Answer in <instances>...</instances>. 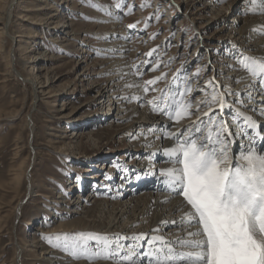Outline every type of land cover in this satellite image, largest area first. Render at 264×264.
I'll return each mask as SVG.
<instances>
[{
	"label": "rangeland",
	"instance_id": "rangeland-1",
	"mask_svg": "<svg viewBox=\"0 0 264 264\" xmlns=\"http://www.w3.org/2000/svg\"><path fill=\"white\" fill-rule=\"evenodd\" d=\"M201 1L122 0L118 9L121 0H0V264H120L130 249H117V243L136 249V264H149L144 255L151 251L148 238H133L147 232L152 215L133 212L135 203L129 200L150 201L167 193L180 197L163 189L161 170L172 164L161 157L162 151L168 142L177 143L165 138L167 133L183 131L207 111L201 106L196 112V105L211 98L214 85L215 94L232 109L223 114L214 105L211 115L227 122L234 145L246 139L233 106H243L252 91H244L250 88L244 85L236 95L230 70L236 66L245 74L242 83L253 80L240 61L253 58L245 55L246 45L256 50L260 36L240 44L239 31L245 19L257 21L259 14L246 13V0H208L209 6L198 11ZM218 5L222 18L212 20ZM129 7L131 14H126ZM112 42L119 45L107 49ZM34 52H43L44 58L32 71L35 63L27 61ZM118 74L124 78L118 80ZM160 76L164 78L146 93V81ZM127 82L133 85L129 97L134 102L122 95ZM185 82L192 91L182 99L191 101L195 115L175 124L153 112L150 100L164 105L165 95L178 93ZM113 84H118L116 91ZM116 101L133 104L145 116L130 120L132 129H121L128 119L116 117ZM60 113L65 117L58 118ZM202 120L206 135L209 120ZM145 121L152 122L147 131ZM121 193L125 195L119 197ZM115 201L123 204L124 216L112 211ZM79 234L107 237L119 255L73 259L53 246L55 240L45 239Z\"/></svg>",
	"mask_w": 264,
	"mask_h": 264
},
{
	"label": "snow or ice",
	"instance_id": "snow-or-ice-1",
	"mask_svg": "<svg viewBox=\"0 0 264 264\" xmlns=\"http://www.w3.org/2000/svg\"><path fill=\"white\" fill-rule=\"evenodd\" d=\"M255 3L253 0V6ZM116 7H123L122 0ZM126 14H131L130 7ZM240 64L254 80L264 83V61L243 57ZM163 78L146 81L144 91L147 93L149 85H155ZM213 88L211 98L196 105V112H200L201 106L207 108L202 114L209 120L207 134L204 135V127L201 126L204 121L197 116L183 131L166 135L165 138L177 141L175 147L165 150L167 162L174 167L161 171L164 183L176 195L182 196L189 206L182 222L197 228L188 236L198 239L179 243L180 248L190 249L187 252H177L163 238L147 240L151 251L144 255L149 258V264H264V154L258 152L254 144L238 155L231 152L234 134L227 122L209 115L214 112V105H218L222 113L226 103L223 96L215 94L214 85ZM191 91L185 82V87L178 93L165 95L168 102L164 105L151 100L149 104L153 106L154 113L166 115L175 124H180L183 119L196 114L191 110V101L182 99ZM177 95L181 99H177ZM234 119L238 125L242 119L247 128L260 135L258 126L250 117L238 112ZM261 139L264 140V135ZM45 239L50 243L55 240L53 246L62 247L73 259L108 260L119 255L107 237L94 234ZM133 239L143 241L146 238L139 236ZM123 247L130 250L121 256L120 264H136L135 258L139 255L136 249L116 244L117 249Z\"/></svg>",
	"mask_w": 264,
	"mask_h": 264
},
{
	"label": "bare ground",
	"instance_id": "bare-ground-1",
	"mask_svg": "<svg viewBox=\"0 0 264 264\" xmlns=\"http://www.w3.org/2000/svg\"><path fill=\"white\" fill-rule=\"evenodd\" d=\"M246 1L250 2V4L247 5L246 13L247 14L258 13L259 15L256 18L257 21H252V20L249 19V21L246 22V19H245L244 27L239 31V34H241V36H239L240 37L239 39L242 40L240 42V44H242V42L247 40L248 37H252L255 34H259L260 38H257V41L254 43V47H253L256 50L252 51L251 48H250L251 46L250 45H246L247 49H246V54L245 55L251 54L253 56V58H256L258 60L264 61V50L263 51H259L258 50L259 47L264 46V3H263L262 0H256L255 6H253V0H246ZM222 5H218V10L214 14L212 20H215V19H218V18L219 19L222 18V17H219V11H220ZM208 6H209V1L208 0H202L201 3L199 4V6H197V9H198V11L205 10ZM46 9H50V7H47ZM8 10L6 9V12H5V15H7V17H8V14H9ZM49 17H51V16H49ZM6 24L7 23L3 24V30H5ZM200 28H203L202 24H200ZM221 29L222 28H220L218 31H221ZM108 33L109 32H106V34H108ZM252 40H254V39H252ZM117 45H119L118 42H114V43L112 42V44L108 43L106 45V48L113 50L115 48V46H117ZM116 49H117V47H116ZM33 50H35V49H31V50L29 49L28 52H31ZM258 51H259V53H258ZM115 56H121V55L120 54H116ZM43 58H44L43 52H37V53L34 52L33 55L30 56V58L27 61L28 63H35V65H32V67H30L31 68L30 70L33 71L34 70L33 66H36V64L40 63V59H43ZM237 69H238V67L235 66L234 68H231V70H230L231 71L230 73L233 76L232 79H233V81L235 83V85L233 87L236 88V89H234L235 90L234 93H236V95L237 94L239 95L240 88L242 86H244V85H249L250 88L247 87L244 91H247V92L248 91L249 92L252 91V93H248V95L250 94L252 96L253 95H256V96H255V99H253L252 96L251 97L249 96V98H247L245 100L246 102L243 104V106H240V107H238L236 105L233 106V109L235 110V115H236V113L239 112V113H242L243 116L250 117L256 123V125L258 126L257 131H259L261 133V135H257L251 129L247 128L245 123H244V121L242 119H240L239 123L241 122V124L243 123V125L245 126V129H244L245 132L244 133H250V135H245L246 139L242 140V142H241L242 144L237 145V146L234 145V143H233L234 140H233L231 142V144H230L233 147L230 146V150L233 149V150L239 151V152L241 150L247 151L254 144L256 150L259 151L260 153L264 154V140L262 141V139H261V136L264 135V93H263L264 84H263V87L261 88L260 87V83H258L254 79L253 80H249L248 84H246L245 82L242 83L243 80H245V79H243L241 77V75L243 76L245 74H241L240 72L237 71ZM118 72L120 73L121 70L118 71ZM118 78L119 79L120 78H124V76H122V75L120 76L119 75V76H117V79ZM29 80H31V79H29ZM122 81H124V80H122ZM250 81H251V83H250ZM34 82L35 81H33V80L30 81L32 86H35V88H36L37 85H34ZM116 86H118V84H113V88H112L113 91L117 90ZM132 87H133V85L131 83H129V82L124 83L123 86H122V88L124 89L122 91L123 92L122 95L127 97V99L128 98L132 99V97H129L130 95L131 96L133 95L132 92H131ZM242 94H244V92ZM257 96H259V97H257ZM132 100H133V102L135 101L134 98ZM116 103H117V106L115 108V115L117 114L116 117L121 115L122 117L128 119V120H126L124 122L125 124L121 127V129H125V128H129V129L131 128L132 129L133 128V124H132L133 118L138 116V118L141 119L142 116H145V114L143 113L142 109L138 110L133 104L132 105H128V106H126V105L119 106V101H116ZM254 105H255V108L258 109V114L259 115H257V113H255L256 111H253L254 108L252 106H254ZM120 107H123L125 109L121 110ZM231 109H232V107L228 106L227 103H225L223 114H226ZM202 114L200 116L201 119L207 118L206 116H203ZM211 114L212 113H209V115H211ZM113 116L114 115H111V117H113ZM64 117L65 116L63 115V113H60L58 115V118H64ZM134 122H136V121H134ZM136 123L141 124L139 122V120ZM150 123H152V122L151 121H149V122L145 121V124L143 123L144 126L142 128H145V130L143 129V131H147L148 127L151 126ZM179 131H180V129H174L173 132L172 131L168 132L167 135H171V134H174V133H179ZM139 133H142V129H140L138 131V134ZM127 140H129V139H127ZM175 146L176 145L174 143L168 142L166 148H164L163 151H162L163 156H161V157H163V159L168 160V157L165 155V150L169 149V148H172V147H175ZM172 167H174V165H170V166L165 165V167H163V170H166V169H169V168H172ZM97 176H98V173L96 175L92 174L90 177H92V178L94 177L95 178ZM163 189L164 190L167 189L168 192H171V193L174 194V192H172L169 189V187H167L166 185L163 187ZM150 193L151 192H149V191L146 192L147 195H150ZM120 195H122V196H119V197H123L125 194L121 193ZM173 196L170 193L169 194L167 193L166 195L152 196L150 201L148 199H145V200L142 199L141 202H140L139 201L140 198L139 199H130L129 200L130 205H133L135 203V205L133 206V212H139V214H141L142 216H144V215L148 214L149 212H151V215H152L151 216L152 218H151V220H149V223H148L149 229L147 230V232H143L142 234H140V233L138 234L137 233V235L144 236V237L148 238L146 240H149V237H150V239H152L154 237L163 238V240L169 242V244L173 248H177L179 246L180 242H188L191 239H198V238H190L188 236L189 232H195V231H197V228L195 226L188 227V226H186L187 225L186 223L182 222V218L189 211V206H187L186 202L183 201L182 196H180L179 198L178 197H173ZM92 197H95V196H92ZM151 201H153V202H151ZM113 210L117 211V214H120L121 216H124L125 210L123 209V204H121L120 201L112 202V211ZM117 214H116L114 219H116ZM164 215H165V217H163ZM171 219L174 220V222H175L174 224H171V223H173V222L170 221ZM169 225H173V226H169ZM165 226L168 227V228L162 234H157L156 233V230H158L159 227H165ZM184 227H186V228H184ZM178 249H179L178 252H180L181 250L185 251V252L190 250V249H187V248H183V249L182 248H178Z\"/></svg>",
	"mask_w": 264,
	"mask_h": 264
}]
</instances>
